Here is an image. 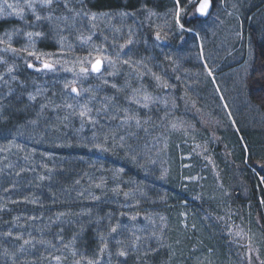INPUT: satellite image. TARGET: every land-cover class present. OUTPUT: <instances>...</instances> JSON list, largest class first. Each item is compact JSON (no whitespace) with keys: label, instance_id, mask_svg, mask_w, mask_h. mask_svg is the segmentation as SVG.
I'll return each instance as SVG.
<instances>
[{"label":"trees","instance_id":"16d2710c","mask_svg":"<svg viewBox=\"0 0 264 264\" xmlns=\"http://www.w3.org/2000/svg\"><path fill=\"white\" fill-rule=\"evenodd\" d=\"M67 1L73 9L72 14L77 13L74 16L77 21L81 16L78 12L83 14L84 20L102 13L125 15L121 30L118 18H114L109 27L96 21L92 30L95 34L93 41L104 51L109 50L110 58L117 59L104 63L100 75L88 71L89 65L86 64L85 77H80L85 81L77 82L75 86L64 84L56 72L35 67L39 63L30 56L25 58V53H20L24 59H20L18 64L12 62L7 72H4L6 63H0V264H45L69 248L78 251L74 259L69 257L70 261L76 260L73 264H165L166 259L172 258L167 247L155 250L157 245L154 248L140 235L131 234L128 230L137 228L141 222H132L131 216L141 213L142 209L146 212L153 209L147 206L138 210L124 205L119 194L120 186L135 182L137 185L133 186L148 195L143 186L151 179L137 178V175L142 171L152 174V171L145 162L140 167L134 165L136 161L132 156L135 153L127 155L121 151L122 147H115L123 136L114 126L133 118L135 109L130 98H135L134 87L140 84L152 89L154 84L157 85V79L167 78L170 69H178L179 55L184 59L192 56V66L194 61L198 62L199 82L207 80L205 75L210 78L205 71L208 66L206 49H210L213 43L209 41L207 46L204 45L208 36L204 28L206 23H211L214 0H211L212 10L207 16L196 15L194 0ZM252 2L251 9H244L238 21L253 48L245 90L248 101L257 104L258 109L264 112V26L259 32L255 29L259 24L255 15L258 13L261 18L264 0ZM177 8L182 11L176 18ZM188 13L190 16H186ZM12 25L11 21L0 20V35ZM130 35L135 43L130 42ZM203 46L204 61L200 58ZM51 48L53 44L48 41H39L36 45L38 52ZM227 55L226 52L223 57L227 58ZM240 62L242 58L229 66ZM188 67L185 65L186 69ZM193 70L194 67L189 73ZM170 76L175 78L174 74H169L168 78ZM187 76L188 73L184 76L185 81ZM74 88L77 92H84L83 95L76 94ZM158 88L156 93L162 96L164 90ZM186 90L191 92V99L198 101V107L206 114L205 108L200 106L197 92L188 86ZM91 103L101 105L92 107ZM150 112V120L156 121L158 112L155 108ZM255 113L259 114L256 110ZM92 119L98 124L95 127L98 131L109 128L107 132L110 133L103 135L110 142L96 137L92 142L86 137L88 133L79 131L80 124ZM126 122L131 128V123ZM259 124L260 133L264 136L263 121ZM201 139L203 141V137ZM125 141L123 138L122 146L130 145ZM171 143L170 151L175 154L173 140ZM259 146L264 150V139ZM253 154L250 152L252 156L247 160L249 167L244 164V152L239 151V163L232 160L238 165L235 168L250 173L254 169L264 178V158L261 157L264 151L256 153V158L263 160L260 168L255 164ZM155 174L157 179L158 173ZM18 187H21L20 191ZM252 188L250 195L254 199ZM260 188L264 198V183ZM167 189L176 192V187ZM155 197H159L158 192L150 191L149 198L154 200ZM176 198L180 200L178 196ZM167 204L170 203L167 201ZM255 212L259 214L264 231V209ZM173 248L178 252L183 250L182 246L174 245ZM218 248L222 249L217 246L216 250ZM212 249L211 246L209 250ZM181 254V258L176 260L183 264H188L194 255L187 250Z\"/></svg>","mask_w":264,"mask_h":264},{"label":"rangeland","instance_id":"374dc122","mask_svg":"<svg viewBox=\"0 0 264 264\" xmlns=\"http://www.w3.org/2000/svg\"><path fill=\"white\" fill-rule=\"evenodd\" d=\"M194 1L197 4L198 0ZM252 1L214 0L211 23H206L207 27L204 28L208 32L204 45L207 46L209 41L213 43L210 49H206L208 66L205 71L210 78L205 75L207 80L199 82L201 75L196 64L198 62L194 61L192 66V56L184 59L183 55H179L178 69H170L171 73H168L174 74L175 78H168L167 75V78L157 79V85L154 84L152 89L146 85H136L135 98H130L135 109L133 118H127L125 122L114 126L130 143L122 146V138L119 143H115V147H122L121 151L127 155L135 153L132 156L136 161L134 165L140 167L145 162L152 171V174L142 171V174L137 175V178L151 179L143 186L148 195L133 186L137 185L135 182L120 186L119 194L124 205L138 210L147 206L153 209L151 212L142 209L141 213L131 216L132 222H141L137 228L128 230L131 234L140 235L154 248L157 245L155 250L167 247L168 255L172 258L166 259L165 264H183L176 258H181L185 250L194 254L188 264H228V261L231 264H264V231L259 214L255 212L264 209L260 188L264 178L254 169L251 173L246 168L240 172L235 168L238 165L233 162L239 163V151L244 152L245 166H249L247 160L252 156L250 152H255L253 159L258 168L264 158L263 154L262 158H256V153L264 151L259 146V142L264 139L259 128L262 120L264 129V112L258 109L257 104L248 101L245 90L253 48L249 37L240 29L241 22L238 24L244 9L250 8V2L253 5ZM58 3L63 6L59 7ZM261 9L264 10V2ZM263 12L261 18L258 13L255 15L259 19L255 28L258 32L264 26ZM72 13L73 9L67 0H0V20L13 23L10 29L0 35V63L7 65L4 72H7L12 62L18 64L20 59L30 56L39 63L35 66L37 68L45 69L46 63L52 65L46 69L61 75L64 84L75 86L77 82H84L85 78L80 77H85L82 69H85L86 64L89 65L88 71L102 74L104 63L117 58H110V51H104L93 41L95 22L109 27L111 21L118 18L117 24L121 25V30L125 15L102 13L90 15L88 20H84L81 17L83 14L78 12L81 16L77 21L74 17L77 13ZM219 32L221 35L218 36ZM131 35L129 40L135 43ZM39 41H48L53 44V48L38 52L36 45ZM226 52L227 58L223 57ZM20 53H25L24 57ZM200 55L203 60L204 46L200 48ZM241 58L240 65L229 66ZM97 61H100L98 71L93 70ZM185 65L190 67L186 69ZM193 67L195 70L189 73ZM219 70L225 71L218 73ZM158 86L164 90L162 96L156 93ZM187 86L197 92L200 106L205 108L206 114L198 107V101L191 99ZM83 93L78 91L76 94ZM91 105L96 107L101 104ZM153 108L158 112L156 121L150 120ZM104 120L107 121V118ZM126 121L131 123V128ZM97 125L94 119L90 122L86 120L78 129L81 133H88L86 137L91 141L96 137L110 142L103 135L110 133L107 132L109 128L98 131L95 128ZM171 140L176 148L175 154L170 151ZM78 143L75 142L76 145ZM252 186L254 199L250 195ZM168 187H176V192L173 193V189L168 191ZM17 189L20 191L21 187ZM152 190H156L159 195L154 200L149 198ZM174 245L182 246L183 250L175 251ZM211 246L212 251L209 250ZM217 246L223 250H216ZM77 254L78 251L72 248L69 251L62 250L56 258L49 259L45 264H73L76 260L70 261L69 257L73 256L74 259Z\"/></svg>","mask_w":264,"mask_h":264},{"label":"snow or ice","instance_id":"6c2138e0","mask_svg":"<svg viewBox=\"0 0 264 264\" xmlns=\"http://www.w3.org/2000/svg\"><path fill=\"white\" fill-rule=\"evenodd\" d=\"M207 7H208V0H203V2L200 4L199 11L203 12ZM176 15H177V17H179V15H180L179 8H177ZM177 23H179V20H177ZM157 38L159 39V36ZM99 65H100V61H97L96 64L93 65V70L98 71L99 70ZM30 67H31V65H30ZM44 67L45 68H51L52 65L46 63L44 65ZM82 71H86V69H82ZM73 91H75V89H73ZM81 115H84V113L82 112ZM114 230L115 229H113V231ZM120 254L124 255L123 252H121ZM90 264H91V262H90Z\"/></svg>","mask_w":264,"mask_h":264},{"label":"water","instance_id":"95a60500","mask_svg":"<svg viewBox=\"0 0 264 264\" xmlns=\"http://www.w3.org/2000/svg\"><path fill=\"white\" fill-rule=\"evenodd\" d=\"M202 2H203V0H198L197 4L195 6L196 15L207 16V15H209V13L212 10V2H211V0H208V7L203 12H201V11H199V8H200V4Z\"/></svg>","mask_w":264,"mask_h":264},{"label":"bare ground","instance_id":"6f19581e","mask_svg":"<svg viewBox=\"0 0 264 264\" xmlns=\"http://www.w3.org/2000/svg\"><path fill=\"white\" fill-rule=\"evenodd\" d=\"M260 205V204H259ZM173 255V254H172Z\"/></svg>","mask_w":264,"mask_h":264}]
</instances>
